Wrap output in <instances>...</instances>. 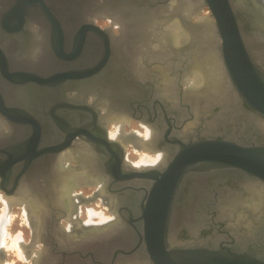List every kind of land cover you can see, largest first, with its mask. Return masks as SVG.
Here are the masks:
<instances>
[{
    "label": "water",
    "instance_id": "water-1",
    "mask_svg": "<svg viewBox=\"0 0 264 264\" xmlns=\"http://www.w3.org/2000/svg\"><path fill=\"white\" fill-rule=\"evenodd\" d=\"M190 6L192 11L185 13ZM204 7L216 31L212 46L197 33ZM96 20L109 24L101 27ZM175 21L187 34L189 50L199 42L203 50L213 48L223 58L219 66L225 78L255 111L248 128L253 140L248 144L201 141L194 147L197 156L189 150L158 175L175 177L173 170L182 160L201 161L213 154L211 161L264 181L262 0H0V192L33 209L32 242L44 244L35 251L32 264H264L227 249L168 247L169 189L163 177H158L135 217L114 214L116 219L82 236L60 226L61 218H68L58 207L69 189L98 185L104 174L111 186L120 172L122 158H111L110 150L121 149L106 126L124 117L130 104L116 100L107 78L117 76L122 64L126 74L131 71L127 67L134 63L135 53L149 49L151 35ZM249 50L254 54L252 62ZM185 75H190L189 70ZM70 95L75 98H65ZM72 142L79 156L70 158ZM102 155L108 160H101ZM70 160L74 166L65 164ZM49 222L57 226L48 231L51 238L45 243L42 232ZM117 232L128 233L130 237L122 240L134 244H118ZM104 235L115 241L102 244ZM120 255L134 259L121 261Z\"/></svg>",
    "mask_w": 264,
    "mask_h": 264
},
{
    "label": "flooded vegetation",
    "instance_id": "flooded-vegetation-1",
    "mask_svg": "<svg viewBox=\"0 0 264 264\" xmlns=\"http://www.w3.org/2000/svg\"><path fill=\"white\" fill-rule=\"evenodd\" d=\"M202 19L211 24L213 38L208 36L211 30L203 27ZM199 22L201 26L197 33L202 35V38L205 36L206 42L212 46L216 40L214 22L207 15L202 16ZM115 33H118L117 28ZM188 44V40H179L171 44L155 34L154 38H151L149 49L135 53L134 63L127 67L131 71L126 74L122 64L117 76L107 78L112 82L111 92L115 93L116 100L130 104L124 108L125 123L133 119L139 122L143 129L144 125L149 129L146 136L136 134V131L128 133L140 139L139 143L132 146L139 150H148L153 157L156 155L159 157L152 165L135 166L126 156L125 145L118 141L121 150L116 148L110 151L111 158L116 160L122 158V161H119L120 172L115 180H112L111 186L109 177L106 174L102 175V181L97 185L98 191L104 203L109 205L113 216L117 214L118 218L121 214L126 218L135 217L141 212L144 199L154 188L158 177H163L169 189L166 228L168 247L210 251L227 249L264 262L263 180L249 176L243 170L211 161L210 157L213 154H210L209 159L201 161H194L195 157L187 161L182 160L180 167L174 165L175 177L158 175L167 172L172 161L177 157L183 159L189 150H192L191 155L197 156L194 147L201 141L227 140L248 144L253 140L248 128L251 127L250 116L255 114V111L240 95L235 94L229 77L225 78L224 72L220 70L219 64L222 61L220 54L218 56L212 47L203 50L199 42L195 48L189 50ZM247 57L251 62L255 60L250 50ZM188 70L190 73L192 70H200L205 74L212 71L216 77V84L214 80H208V84L204 82L195 89L190 83L189 76L185 75ZM116 78H119V81ZM125 83L128 84L126 89ZM65 98L73 100L75 97L70 95ZM91 101L92 98H88V102ZM260 118L264 119V116L260 115ZM114 139L116 138L111 140ZM75 145L76 143L72 142L70 158L79 156L74 149ZM108 157L102 155L101 160L107 161ZM66 163L75 165L72 160ZM129 172L148 175L128 176ZM102 184L106 185L105 191L100 188ZM76 188L69 189L64 194L58 207V211L64 212L68 218L66 224L62 223L63 218L60 220V226L67 233L82 236L87 231L92 232L97 227L116 219L114 216L115 218L108 221L95 224L81 222L77 218L78 206L74 200V195L78 193L74 191ZM79 195L81 196L80 193ZM70 220L78 223V231L71 229ZM50 223L46 225L48 230L42 232L45 243L51 238L48 231L57 226ZM118 228L122 231L123 226L119 223ZM122 236L130 237L128 233L122 235L121 232H117L114 237L120 238L116 240L118 244H134V241L128 238L122 240ZM112 238L104 235L100 241L107 245L115 241ZM36 244L38 247L34 250L37 251L44 243L38 241ZM26 245L29 247L32 245L34 248L32 240ZM120 256L123 257L118 258L121 261L134 259L131 257L124 260L128 257ZM3 257L4 252L0 251V264ZM104 259L106 260V256L102 257L103 261ZM89 260L90 257L87 261Z\"/></svg>",
    "mask_w": 264,
    "mask_h": 264
},
{
    "label": "bare ground",
    "instance_id": "bare-ground-1",
    "mask_svg": "<svg viewBox=\"0 0 264 264\" xmlns=\"http://www.w3.org/2000/svg\"><path fill=\"white\" fill-rule=\"evenodd\" d=\"M170 4L172 7L173 2ZM193 7L190 6L189 8L184 9V12L189 14L192 11ZM202 20L203 21L201 23H202L203 27L210 28L209 29V31H210L212 29L211 24L208 21H205L204 19H202ZM199 29H200V27H199ZM155 34H157V37L165 39V41L168 40L171 44H174V43H176V41H179V40L184 41L186 39V36H187L183 27L179 23H177L176 21L171 22L168 25H165L161 31L153 33L151 35V37L154 38ZM212 34H213V32L211 30L210 33H208V36L213 38ZM212 56H214V55H212ZM198 67H200V66H198ZM200 70H195V71L192 70V73L189 77L190 83L192 85H194L195 89L197 87L199 88L201 86V84H203L204 82L206 84H208V80H214V82H215V79H216L215 74L212 71L210 73L205 74ZM220 70H221V68H220ZM220 78H222V77L220 76ZM215 84H216V82H215ZM118 121L119 122L116 123L114 130H112L111 132L108 131L109 137L111 139L116 138L118 141L123 143V145H125V146L128 143H131L132 145L139 143L140 139L138 137L131 135V134H127L124 132L125 117H122ZM148 133H149V129L147 126L144 125V135H148ZM136 134H139V132L138 133L136 132ZM158 157H159V155H156V157H152L150 155L143 154L142 157H140V158L138 157V161L134 162L133 165H135V166L141 165L140 167H142L144 165H152L153 163H155V161H157ZM0 200L3 202L2 214L0 215V249L2 250V248L5 246L6 236H10L8 234V232L6 231L5 223L8 221V218L10 216L9 212L12 208V205H21V207L23 208L24 218L27 220V222H29L31 224V227H35L34 226L35 225V219L31 213L33 209H31V207L29 205H27L26 203H19L15 198L6 197L1 193H0ZM74 200L77 203V206H79L81 202H85L84 198H81V196L78 193L74 195ZM92 216H97L99 218L100 221H98L96 223H103L105 221H108V217L105 218L106 216L104 217L103 214H101L100 212H95L92 209H89L88 210L87 223H94L91 219ZM69 225L71 226V229H73V231L74 230L78 231L77 229L79 227H78L77 222L70 220ZM8 247L14 248V250H16L18 256L21 259L30 260L31 264H32V260L35 257V251L36 250H34L33 247L27 248L26 245L24 244V242L22 241L20 234L16 235L14 238L13 237L11 238V241H10Z\"/></svg>",
    "mask_w": 264,
    "mask_h": 264
},
{
    "label": "rangeland",
    "instance_id": "rangeland-1",
    "mask_svg": "<svg viewBox=\"0 0 264 264\" xmlns=\"http://www.w3.org/2000/svg\"><path fill=\"white\" fill-rule=\"evenodd\" d=\"M199 14L202 16L210 15V11L207 9V7H204L203 9L200 10ZM196 18L197 17L194 16L192 20L195 21ZM96 23L99 26L108 25L107 20H96ZM112 28H113V31L116 32V27L113 26ZM190 75L188 76L190 77ZM118 122L119 121H110L107 124L108 131L111 132L112 130H114V127L116 126V123ZM132 131L139 132L143 136H146L143 134L144 129L143 127H141L139 122H136L133 119H130V121H128L124 125V132L128 134V133H131ZM125 150H126L127 158L132 163L137 162L138 157L139 158L142 157L143 154L150 155L153 157L150 151L144 150V149L139 150L136 147H133L131 143L126 144ZM74 191H77L78 194L80 193L81 197L84 198V201H85V202L80 203V205L78 206V210H77V218L81 222H85L88 220V210L89 209H92L95 212H100L101 214H103L104 217L106 216L105 218L108 217V220L114 217L109 208V205L107 203H104L102 195L98 191L97 184L82 185L80 187H77ZM2 207H3V202L0 200V215L2 214ZM9 215L10 216L8 218V221L5 223V228L10 236H6V239H5L6 247L4 246L2 250L0 249V251L4 252L2 264H30V260L21 259L18 256L16 250H14V248L12 247H8V245L11 241V238L12 237L14 238L18 234L21 235V239L25 245L30 243V241L32 240L31 224L27 222V220L24 218L23 208L21 207V205H12ZM91 219L94 223L100 221L97 216H92ZM66 222H67L66 219L62 220L63 224H66ZM26 247L29 248V245H26ZM30 247H32V245H30ZM37 247H38L37 244L34 243V249H36Z\"/></svg>",
    "mask_w": 264,
    "mask_h": 264
}]
</instances>
